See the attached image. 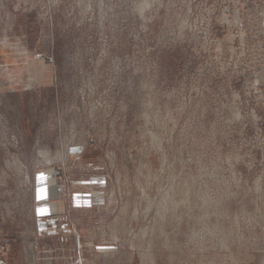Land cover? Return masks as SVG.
Masks as SVG:
<instances>
[{
	"label": "rangeland",
	"instance_id": "1",
	"mask_svg": "<svg viewBox=\"0 0 264 264\" xmlns=\"http://www.w3.org/2000/svg\"><path fill=\"white\" fill-rule=\"evenodd\" d=\"M0 264H264V0H0Z\"/></svg>",
	"mask_w": 264,
	"mask_h": 264
}]
</instances>
